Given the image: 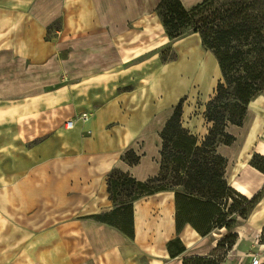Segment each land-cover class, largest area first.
<instances>
[{"label":"rangeland","instance_id":"rangeland-1","mask_svg":"<svg viewBox=\"0 0 264 264\" xmlns=\"http://www.w3.org/2000/svg\"><path fill=\"white\" fill-rule=\"evenodd\" d=\"M43 41L41 45L46 51L50 48V55L46 56L45 48H41L38 63L0 49V264H151L149 252L155 255L159 249L155 252L146 242L155 248L158 245L156 238L168 215V191L134 203L133 215L142 222V237L130 243L123 256L115 250L107 231L88 218L98 214L94 211H98L99 202L103 203L99 214L112 209L102 210L105 202L112 201L107 200L108 193L100 186L101 172L92 169L114 159L119 150L132 148L142 159L141 166L129 171L137 177L145 171L149 172L148 178L156 176L161 129L152 137L141 125L158 109L171 115L181 97L186 98L183 125L202 140L210 127L204 117L205 104L222 77L218 61L202 45L198 33L187 31L177 39L169 38L160 48V60L168 69L161 78L162 87L159 77L152 81V96H130L123 94L131 90L123 85L110 89L105 86L110 81L95 84L66 75L64 33L59 22L48 28ZM182 52L188 62L206 64L209 79L188 80L179 88H167ZM157 86L161 92L156 94ZM92 91L114 95H91ZM147 107L151 112L145 110ZM248 109L256 120L254 137L246 150L229 159L225 177L248 197L260 191L259 200L247 218H238L234 228L237 241L224 256V248L217 247L224 228H214L209 238L190 248L187 255L218 258L219 264H254V260L264 257V173L256 167H264V91L249 103ZM244 126V121L240 128L229 125L236 137L229 148L238 145ZM90 141L100 145L96 156L87 150ZM109 172L105 174L106 183ZM179 245L171 244V250L176 251ZM191 256L185 254L179 262L195 264L185 261Z\"/></svg>","mask_w":264,"mask_h":264},{"label":"trees","instance_id":"trees-1","mask_svg":"<svg viewBox=\"0 0 264 264\" xmlns=\"http://www.w3.org/2000/svg\"><path fill=\"white\" fill-rule=\"evenodd\" d=\"M156 10L171 40L187 31L198 33L218 61L222 77L204 110L210 127L202 140L190 132L182 122L186 98H179L159 131L158 174L142 181L129 171L113 168L107 176L113 208L92 217L134 239V203L157 192L173 191L177 232L187 223L201 236L224 228L217 243L224 248V256L237 241L238 218H247L260 197V191L248 197L228 182V158L220 147L236 140L229 125L242 126L249 103L264 91V0H202L190 8L182 0H160ZM140 157L132 148L121 156L130 166L138 164ZM256 167L264 173V167ZM171 244L180 245L172 251ZM185 249L179 237L168 242L171 257ZM185 261L219 264L221 260L191 256Z\"/></svg>","mask_w":264,"mask_h":264},{"label":"crops","instance_id":"crops-1","mask_svg":"<svg viewBox=\"0 0 264 264\" xmlns=\"http://www.w3.org/2000/svg\"><path fill=\"white\" fill-rule=\"evenodd\" d=\"M159 1L0 0V49L11 50V54L18 59H27L32 63H38L41 57V48H45V45H41L44 44L45 32L54 23L59 22L60 30L64 33L66 75L70 73L71 78L92 81L95 84L100 81H110L105 85L110 89H114L117 85L129 87L131 90L123 93L124 95L152 96L154 89L152 81L159 77L163 79L164 73L168 71L160 60V48L166 44L169 36L156 10ZM198 1L200 0H182L186 8H190ZM43 52L47 54L46 56H49L50 48L48 51L45 48ZM1 62H5V60H1ZM121 81L123 84H120ZM99 89H102V87H97V90ZM90 90L93 89L90 88ZM159 92H161V88L157 86L155 93ZM90 94L114 95L113 92L106 91H92ZM145 110L151 112L152 109L147 107ZM160 113H162V109H158L154 115L150 114V118L141 126L146 128ZM87 145L90 155H98L99 144L90 141ZM229 147L230 145L221 146L220 150ZM127 150L128 148L122 150V152L119 150L114 159L100 162L96 165V168L92 169L94 172L96 170L101 172L102 185L100 186H102V190L104 188L105 193H108L107 183L104 179L107 172L113 168L133 171L141 166V157L139 163L133 166L122 160L121 156ZM159 167L160 163L157 166L158 172ZM130 173L134 175L133 172ZM134 177L144 181L149 177V172L145 171L141 177L135 175ZM92 183L93 181L90 179V188ZM167 191L170 204L168 215L164 216L161 229L156 238L158 245L155 248L149 241L146 242L149 243V246L151 245L155 252L159 249V252H156L155 255L149 252L151 264L154 261L156 264H181L179 259H182L185 254L191 256L187 255L189 249L202 240L209 238L211 234L203 237L188 223L177 232L174 192ZM108 194H105V197L110 201ZM105 197L101 199L104 200ZM89 198L91 199V197ZM104 205L105 207L102 210L113 208V204L110 202H105ZM102 206L103 203L99 202L98 211L94 212L99 214ZM88 218H91V223L96 224L100 227L99 229L107 231L106 235L116 245L115 250L123 256H126L129 244L142 237V222L136 221L135 213L134 239L129 238L118 228L108 223L97 221L92 216ZM176 236L186 246V251L183 252L182 256L178 255L172 258L168 252L167 243ZM157 255L160 258H156ZM263 259L259 261V264Z\"/></svg>","mask_w":264,"mask_h":264},{"label":"bare ground","instance_id":"bare-ground-1","mask_svg":"<svg viewBox=\"0 0 264 264\" xmlns=\"http://www.w3.org/2000/svg\"><path fill=\"white\" fill-rule=\"evenodd\" d=\"M182 53V60L180 64H178V67L175 69L172 81L170 80L168 85L166 84L167 88H179L181 85H186V82H188V80L206 82L209 79L210 71L206 64H201L199 61L188 62L186 53ZM169 114L170 113L168 111H163L159 116L155 117L151 121V123L147 125V134L149 136L156 137L157 132L162 129ZM253 115L254 112L251 109H247L246 116L244 118L245 126L240 136V142L238 143V145L229 148L228 151L222 152L228 159L236 158L241 153V151L246 150L250 146L251 141L254 137V132L256 131V120ZM70 127H73V125ZM235 127L240 128V126Z\"/></svg>","mask_w":264,"mask_h":264},{"label":"built area","instance_id":"built-area-1","mask_svg":"<svg viewBox=\"0 0 264 264\" xmlns=\"http://www.w3.org/2000/svg\"><path fill=\"white\" fill-rule=\"evenodd\" d=\"M73 124H71L72 126ZM254 264H259V261L258 260H254Z\"/></svg>","mask_w":264,"mask_h":264}]
</instances>
